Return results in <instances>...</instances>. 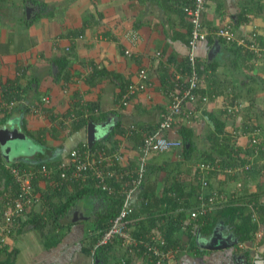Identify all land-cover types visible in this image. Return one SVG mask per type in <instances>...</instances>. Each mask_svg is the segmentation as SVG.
Listing matches in <instances>:
<instances>
[{
    "label": "crops",
    "instance_id": "crops-1",
    "mask_svg": "<svg viewBox=\"0 0 264 264\" xmlns=\"http://www.w3.org/2000/svg\"><path fill=\"white\" fill-rule=\"evenodd\" d=\"M258 1L207 0L205 23L208 26L228 24L233 27L237 39L247 34L254 42L255 37L264 36V9L258 14L251 12ZM158 2L159 0H0V97L11 99L0 101V113H7L4 123L0 121V158L3 164L15 160L57 161L65 158L70 148L76 147L81 141L85 142L86 127L72 135L67 130L56 133L54 121L49 117L52 112L58 118L61 115L66 116L65 121L69 125L72 120L64 113L79 109L77 104L72 106L75 95L84 103L82 106L93 101L99 104L98 113H93V119H88V122L92 120L97 128L106 129L93 144L104 141V146L108 149L122 147L124 162L133 168L138 144H132L133 139L129 138L133 131L125 126L139 123L151 127L159 121L160 112L169 102L163 92L167 77L173 67L186 64L189 51L186 27L188 20L181 17L177 10L170 8L167 13ZM39 11L40 16L28 22L32 18L31 14L36 15ZM242 14L245 19L239 21ZM105 31L109 33L104 34ZM133 32L136 33L134 42L130 41L129 36ZM125 49H130L132 56L127 57L123 52ZM156 52H160L158 57L155 56ZM244 52L237 47L234 50L232 45L216 38L211 43L203 41L197 46L196 56L209 66L202 75L205 76V93L210 94L212 100L207 106L208 109H203L200 119L189 126L193 132L190 143L195 150L187 152L186 155L178 150H169L152 152L147 156V163L161 168L157 174L160 178L156 184L158 192L164 189L165 184L176 180L184 182V190L187 191L185 196H172L181 205L186 200L190 208L193 203L199 206L213 193L226 194L235 190L237 183L241 181L238 180L240 177L224 181L225 176L221 173L213 176L210 171L218 168V164L209 163L210 168L207 171L200 170L197 165L208 163L202 160L205 155L202 152L210 147L208 135L214 130V119L219 118L226 123L225 132L233 137L230 143L237 147L247 145L249 135L241 131L239 123L249 119L255 122L252 119L253 109L259 105V100L261 103L264 100V88L260 87L264 85V58L256 56L248 61ZM62 55L68 62V79L54 77L57 66L53 60ZM210 63L215 64V69L211 68ZM142 66L149 71L151 85L146 91L140 92V95L131 98L126 107L118 99V81L90 77L94 67H103L108 71L119 72L121 79L129 82L135 79L137 70ZM255 74L260 75L257 80L260 86L252 80V76L257 77ZM163 75L167 76L164 78V85L161 81ZM250 81L254 82L252 93L256 95H252V103L240 93V90L246 89L244 84ZM91 82L96 83L90 85ZM16 86L19 87V97H15L18 91L13 90ZM236 93L239 96L235 97ZM45 95L50 98L51 103L43 107L39 99ZM232 98V101L242 102L243 106L239 110L241 114L227 112L224 108ZM34 104L35 108L41 106L38 114L32 112L31 107ZM118 121L123 130H126L123 133H112ZM179 127L175 126L168 134L182 139ZM21 128L46 129L42 136L44 144H38L34 138L24 135L31 140V144H27L25 151L18 148L12 153L9 148L11 141L14 142L13 133ZM4 139L9 140V146L6 143L1 144ZM196 172L205 177L208 185L204 187L199 182L201 186L198 194H188L196 185ZM164 175H168L165 181L162 179ZM221 189L224 192H220ZM87 202L80 201L78 207H74L64 218L65 226L56 230L61 233V240L49 249L45 247L37 230L25 228L16 241H12L17 247L15 264H89L90 256L83 250L91 231L85 224H92L89 215L90 201ZM77 215L79 217L71 221L70 218ZM220 231L223 232L222 229ZM209 237L198 240L199 245L195 249L189 250L186 242V248H180L171 263L244 264L246 257L242 250L232 249L230 246L216 250L206 249L204 246ZM122 249H116L117 255L124 252ZM258 262L263 264V260Z\"/></svg>",
    "mask_w": 264,
    "mask_h": 264
},
{
    "label": "trees",
    "instance_id": "trees-1",
    "mask_svg": "<svg viewBox=\"0 0 264 264\" xmlns=\"http://www.w3.org/2000/svg\"><path fill=\"white\" fill-rule=\"evenodd\" d=\"M158 3L162 9L167 11V13L171 8L180 12L181 17L183 16V18H186L183 12V6L188 3L187 0H159ZM263 9L264 0H259L255 6V9L253 10L252 8L251 11L250 8L249 11L258 14V12ZM40 12L41 11H39V13L36 15L31 14L30 17L32 18H30L28 22H32V20L39 17L41 14ZM242 19H245V15L243 14L240 16L239 21ZM205 21L206 20H204V22ZM224 26H226V24H224ZM228 26V29L233 33L234 38L228 40L219 36L218 40H222L232 45L234 50H236V47L238 50L243 49V51H245L244 57L246 60L249 61L258 56L253 49H250L249 46L251 44L259 46L262 48L261 50H264V36H257L255 37L256 40L252 42L253 39H250L249 35L244 34L242 37L243 42L241 43L237 41L233 27L230 25ZM186 27L189 33L191 29V24L189 21L186 23ZM106 33L109 32L105 31L104 34ZM213 38L214 37L208 35L205 43L206 41L211 43ZM261 55L263 56V51L261 52ZM196 61L198 66L204 64V69L199 70V73L202 74L209 66L198 56ZM53 62L57 66V71L54 77L68 79L69 71L67 69L68 62L66 57L62 55L58 59H54ZM210 66L211 68L215 69L214 63H210ZM185 70L188 71V68H184V71ZM97 76L98 79L109 78L111 80L118 81L120 88V91H118L117 94L118 99L119 102L122 100L123 107H126L127 105L123 103V95L128 91V86L131 81H123L119 72L113 70L108 71L103 67H94V71L90 74V77L95 79ZM169 76L170 74L168 77L163 75L161 79L163 85L166 81L164 78H169ZM252 77V80L255 81L256 78H254V76ZM95 83L96 82H91L90 85ZM17 88L19 87L16 86V88L13 89L16 92L18 91L15 97L20 96L19 90H17ZM205 89L199 88L196 91L205 93ZM252 89L253 87L250 86L247 90V97L252 93ZM140 92H136L125 99L130 98L131 100V98L134 96L140 95ZM237 96H239V93H236L235 97ZM74 97L75 102H72V106L77 104L79 105V109L72 111L74 112L75 119H73L69 125L67 122H65L66 116L61 115L58 118L55 114H53V112L49 114V117L54 121L56 133L67 130L69 131V134L72 135L76 134L81 129H85L88 119H93L92 114L95 113V109L99 108L97 101H93V103L82 106L84 103H81L75 95ZM252 99L253 96H250V103H252ZM3 100L8 101L11 99H9V97L1 96L0 101ZM232 100H234V98L230 100L231 103L234 102ZM206 112L208 111L206 110ZM238 113L241 114V111L236 112V114ZM6 114V112L5 114L0 113V121L3 123L6 120ZM64 115H70V112H65ZM159 121L151 127L139 123H131L134 124V126H125L127 129H132L131 131H133L131 132L132 136L129 138L133 139L132 144H135V146L137 144L140 145L142 143L144 134L152 132L158 128ZM214 122V130H212V132L208 135L210 147L204 149L202 152V154H205L202 160L214 165L218 164L219 167L210 172L213 176L215 173H221L225 176L224 181L228 180V178L237 179V177H240L238 178L239 181L241 180L239 182L240 186L236 187L235 190L226 193L227 195L225 196L228 198L226 202L224 201L223 203L217 204L212 211L206 208L204 213H197L196 217L192 218L191 213L196 211L195 206H198V204L195 205L193 203L192 208H195V211H192L193 209L187 205L188 202H186V200H184L183 204L181 205L179 204V200H176V197H172L174 195L179 196V194L181 196H185L187 191L184 190V182L176 180L172 183L165 184L164 189L158 192L156 184L160 178L157 174L160 173L159 170L161 168H157L150 163H147L144 166L141 187L136 194V203L134 204L135 208L128 215L130 218H137L135 222L136 227L132 230V235L137 238L139 235H141L144 236V239H147L146 235L154 234L156 233L155 231H157L161 234V237L165 240L167 246L171 245L172 247H175L179 245V248L182 250L186 248L185 244L187 242V244H189L188 249L190 250V248L195 249L198 247V240L206 237L208 238L212 235L215 229H222L223 232L220 231L223 233L222 237L225 238L228 243H232L230 248L234 249L238 244L247 242H250L255 247L253 249H237L242 250L244 257H246L247 262L245 264H250V259L253 254L257 261L255 264H261L258 262V260H263L264 264V250L260 251L261 247L264 248V126L261 125L258 120L255 122H253L251 119L247 121H241L239 123L240 129L246 135H249V139L247 140L246 147H237L233 143H230V141L232 142L233 137L232 134L225 132L224 126L226 123H224L219 118L214 119ZM123 129L124 128L122 127V124L118 121L116 128L112 133H123L126 130ZM256 129L259 130V133L257 134L259 143L258 145H251L252 143L250 142V135ZM45 131L46 129L28 130L22 128L21 132L24 135L34 138V141L38 144H44V141H42V136L44 135ZM179 133L182 137L183 147L181 150H178V152L186 155L187 152L189 153V151L195 150L193 144L190 143L193 133L192 127L181 125L179 127ZM261 133H263V135H261ZM103 142L104 141H98L94 143L90 149L94 150L105 147ZM187 144H190V147H187ZM76 147L82 150L87 149L84 141L79 142ZM243 149L244 153L242 152ZM241 152L242 154H240ZM261 158H263L262 161H259ZM52 162L55 161L45 160L37 162L35 160H15L8 165L11 167H18L20 168V171H28L29 168H36L41 164H51ZM5 165L7 164H3L0 158V222H2L3 212L5 211L3 204L6 202L7 197L13 198L23 194L19 188L18 182L13 180V177L10 174V169H6ZM234 166L241 167V170L236 172L234 175L228 173L227 168ZM197 175L198 173L196 172L194 175L196 185L193 186L192 191H188V194H198V188L201 185L197 180ZM174 177H176L175 174ZM31 179L32 189L31 194H29V198H32V196L36 195L37 198L41 200V203L36 205L35 201H30L25 204L24 212L21 215H13L11 220L7 223V227L10 230L8 234L5 232L4 228H2V224H0V239L4 236L6 239V243H4L5 245H0V264H15L16 260H14V256L16 254L17 247L14 246L12 241L14 242V240L19 237L18 235L25 231V228H33L37 230L42 237L44 245L47 249L55 246L61 240V233L56 231L57 228L65 226L63 225V222H65L64 218L69 215V212L74 210V207H78L80 201H90L89 215L91 216L92 226L90 227L91 231L88 233V241L86 242L85 240L86 246L83 248V250L89 254L90 249L94 246L100 233L108 227L111 218L114 217L121 208V198L117 195H113L102 190L98 181L95 178H92L90 175L73 180L64 178L61 179L60 171L56 169L51 178L34 177ZM162 179L164 181L167 180L168 175H164ZM51 181L56 182L50 183ZM209 184L211 186L210 181ZM117 185L118 184L116 183L115 186ZM219 191L224 192L222 189ZM84 199L86 201H84ZM197 201L199 203V200ZM192 226L195 227L194 232H190V227ZM258 232L262 233L259 237L256 236ZM115 239L116 238L95 249L96 260L94 264L115 263L120 257H125L128 262L131 261V259H129L131 256L128 254L127 250L124 251L122 249L124 252H122L121 255H117L116 249L118 247L122 248V246L119 244V240ZM8 248L11 250L8 251ZM2 253H4L6 256L1 257Z\"/></svg>",
    "mask_w": 264,
    "mask_h": 264
},
{
    "label": "built area",
    "instance_id": "built-area-1",
    "mask_svg": "<svg viewBox=\"0 0 264 264\" xmlns=\"http://www.w3.org/2000/svg\"><path fill=\"white\" fill-rule=\"evenodd\" d=\"M189 1L190 2L183 6L186 19L191 24L190 32L187 35V46L189 49L187 62L185 66L172 68L170 76L167 79V84L163 88V92L169 100L168 105L160 112L158 128L144 134L142 143L137 149V158L135 159L136 162L133 168H130L124 162L122 147L115 149L101 147L94 150L88 147L85 150L79 149L78 147L72 148L67 158L52 162L53 164L44 163L36 168H29L28 171H20L18 167H11L8 164L5 165L6 169H10L13 180L18 182L19 188L23 192V194L13 198L7 197L6 202L3 204L5 211L3 212L2 222H0V224H2V228H4L7 234L10 232L7 223L11 220L13 215H21L24 212L25 204L30 201H35L36 205L41 203V200L38 199L36 195L29 198L32 189L31 178H51L54 171L57 169L60 171L61 179L73 180L90 175L98 181L102 190L121 198L122 204L118 213L111 218L108 227L100 233L94 246L90 249L89 264L95 263V249L101 245H105L114 238H116L115 240H119V244L124 251L127 250L128 254L131 256L129 258L131 261L128 262L125 257H120L115 263L113 262L111 264H172L171 262H174L176 255L179 253V246H167L165 240L157 231H155L156 233L154 234L146 235L147 239H144V236L141 235H139L138 238L134 237L132 235V230L136 227L135 222L137 219L128 218V215L135 208L136 194L143 181V171L147 163L146 159L148 154L152 152L181 149L183 146L181 139L172 137L168 132L173 130L175 126H190V124L199 120L203 109H206L212 100L207 93L196 91L199 88H206L204 82L205 76L199 73V70H202L203 67L198 66L196 61L197 46L205 41L208 35L217 38L220 36L228 40L234 38L233 33L228 29V25L208 26L204 22V20H206L204 15L207 9L206 0ZM129 36L131 37L130 41L134 42L136 33L133 32ZM240 42L242 43V40ZM249 47L257 53L258 57L264 58V56L261 55L262 51L264 55V50L259 51L260 49L254 44H251ZM123 52L127 57L132 56V51L130 49H125ZM159 54L160 52H156L155 56L158 57ZM184 68H188V71H184ZM149 75V71L146 67H139L135 79H131L132 81L128 86V91L123 95V103L125 105H128L130 101V98L125 99L126 97H130L136 92L147 90L151 85ZM39 100L40 104H43L41 105L43 107L48 104L50 105L51 102L50 98L46 95L42 96ZM12 102L13 101H11V103ZM230 103L226 104L224 107L227 112L236 113L240 110L242 104L239 101H234L232 104ZM41 106L35 108L36 105L34 104L31 107L32 112L38 114ZM95 113H97V109H95ZM68 119H75L74 112H70ZM258 133L259 130L257 129L251 133V145H258ZM197 167H199L200 170L207 171L210 168V164L200 163ZM239 170H241L239 166L227 168V172L231 174H236ZM201 178L202 185L206 187L208 185L207 180L204 176ZM54 182L56 181H51L50 183ZM116 183L118 184L117 186H115ZM239 186L240 183L238 182L237 187ZM225 195L226 194H211L200 203L195 212L191 213V217L195 218L197 213H204L206 208L212 210L217 204L224 201L226 202L228 198ZM194 230L195 227H190V232H194ZM261 234L262 233L258 232L256 236L259 237ZM4 243H6L5 236L0 239V245ZM250 246V242L241 243L237 245L236 249H252ZM253 248L255 247L253 246ZM246 262L247 259L244 264ZM256 262L253 254L250 259V264H255Z\"/></svg>",
    "mask_w": 264,
    "mask_h": 264
},
{
    "label": "rangeland",
    "instance_id": "rangeland-1",
    "mask_svg": "<svg viewBox=\"0 0 264 264\" xmlns=\"http://www.w3.org/2000/svg\"><path fill=\"white\" fill-rule=\"evenodd\" d=\"M228 62H229V60H227ZM231 63V62H230ZM232 64V63H231ZM255 76H257V77H255L256 78V81H254L255 83H257L258 84V86H260V84L257 82V80H258V76H260V75H257V74H255ZM245 80V79H244ZM247 81H249V79H246ZM245 80V81H246ZM254 82L252 81H250V82H248V83H246V84H249V86H247L246 84H244V86L243 87H246V89L244 88V89H242V90H240V93H241V95H242V97H245V98H247V89H249V87L251 86V87H253V88H255V85H254ZM242 85V84H241ZM260 87H262V88H264V85H261ZM251 92H253V91H251ZM257 93H258V91H257ZM255 93H251V94H249L248 95V99L250 98V96H252V95H254ZM244 95V96H243ZM254 96H256V95H254ZM256 101H257V99H255ZM254 103H255V101H254ZM252 119H255V121L256 120H258L260 123H261V125H263L264 126V100L262 101V103H261V100H259V105H257V106H255V108L253 109V113H252ZM261 135H263V133H261ZM264 136V135H263ZM262 136V137H263ZM12 140L14 141V142H12L11 141V143H10V150H11V152L12 153H14L15 152V149H20V150H22V151H25L26 150V148H27V144H31V140L28 138H25V139H22V137H18L17 139L16 138H14V137H12ZM17 140V141H16ZM27 142V143H26ZM4 143H6V145L7 146H9V140H2L1 141V144H4ZM1 152V151H0ZM4 153V152H3ZM262 159L263 158H261L259 161H262ZM92 226V224L90 223V222H87L86 224H85V227L86 228H89V227H91ZM221 240H222V236H219V237H217V239H216V241L219 243V242H221ZM11 246V245H10ZM253 245L251 244V248L253 249V247H252ZM11 249L10 248H8V251H10ZM260 250H264V248H260ZM212 254H214L213 252H212ZM4 256H6L4 253H2L1 254V257H4Z\"/></svg>",
    "mask_w": 264,
    "mask_h": 264
},
{
    "label": "water",
    "instance_id": "water-1",
    "mask_svg": "<svg viewBox=\"0 0 264 264\" xmlns=\"http://www.w3.org/2000/svg\"><path fill=\"white\" fill-rule=\"evenodd\" d=\"M27 11L29 10L26 9ZM216 48V46L214 47ZM106 128L104 127H98L97 125L94 123V121L90 120L87 125H86V141H87V145L88 147H91L93 142L95 141L96 138H99L100 133L102 131H105ZM15 135H13L14 138H18V137H22V139L25 138V136L23 134L20 133L19 130H17V132L13 133ZM3 145V144H2ZM78 216H74V218H70L71 221L75 220ZM219 236H223L221 234V232H219V229H215L214 232L212 233V235L210 236V238L208 239L207 244L204 246L206 249H211V250H216V249H222L225 246H231L232 243H228V241L222 237L221 242H217L216 239Z\"/></svg>",
    "mask_w": 264,
    "mask_h": 264
},
{
    "label": "clouds",
    "instance_id": "clouds-1",
    "mask_svg": "<svg viewBox=\"0 0 264 264\" xmlns=\"http://www.w3.org/2000/svg\"><path fill=\"white\" fill-rule=\"evenodd\" d=\"M207 7V6H206ZM207 10V9H206ZM217 26V25H216ZM215 38V37H214ZM216 39H218L217 37H216ZM242 40V38L241 39H237V41L238 42H240ZM242 42H243V40H242ZM202 67H203V69H204V64H202L201 65ZM51 101V100H50ZM236 101V100H235ZM241 104H242V102L241 101H239ZM51 103V102H50ZM230 104H232V103H230ZM243 105H241V107H242ZM241 107H240V109H241ZM97 113H98V109H97ZM19 131H20V133L22 134V128H21V130L19 129ZM24 135V134H23ZM179 139V138H178ZM181 141H182V139H181ZM183 143V142H182ZM85 144H86V146L88 147V145H87V141L85 140ZM183 145V144H182ZM139 146V145H138ZM92 147V146H91ZM91 147H88V148H91ZM183 147V146H182ZM72 148H77V147H72ZM72 148H70L69 150H68V152H67V154H66V156H65V158H67V156H68V153H69V151L72 149ZM137 149H138V147H137ZM182 149V148H181ZM181 149H177V150H181ZM169 151V150H168ZM138 152V151H137ZM164 152V151H163ZM65 158H60V159H65ZM59 159V160H60ZM58 161V160H57ZM56 162V161H55ZM197 180H198V182H200L201 184H202V182H201V180H202V178H201V176H199V175H197ZM139 191V190H138ZM137 191V192H138ZM136 197H137V195H136ZM78 216V215H77ZM79 217V216H78ZM113 218V217H112ZM128 218H130V217H128ZM133 219H137V218H133ZM179 246V245H178ZM180 247V246H179ZM180 249V248H179Z\"/></svg>",
    "mask_w": 264,
    "mask_h": 264
}]
</instances>
